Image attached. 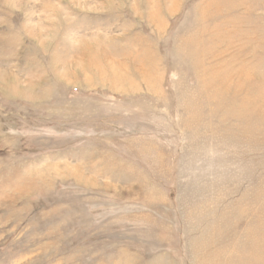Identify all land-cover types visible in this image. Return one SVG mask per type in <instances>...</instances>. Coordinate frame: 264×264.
Segmentation results:
<instances>
[{
	"label": "rangeland",
	"instance_id": "rangeland-1",
	"mask_svg": "<svg viewBox=\"0 0 264 264\" xmlns=\"http://www.w3.org/2000/svg\"><path fill=\"white\" fill-rule=\"evenodd\" d=\"M0 264H264V0H0Z\"/></svg>",
	"mask_w": 264,
	"mask_h": 264
}]
</instances>
